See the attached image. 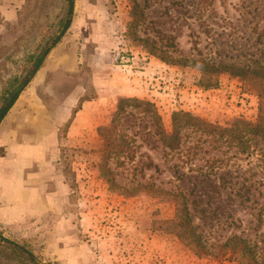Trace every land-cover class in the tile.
I'll use <instances>...</instances> for the list:
<instances>
[{"label":"rangeland","instance_id":"rangeland-1","mask_svg":"<svg viewBox=\"0 0 264 264\" xmlns=\"http://www.w3.org/2000/svg\"><path fill=\"white\" fill-rule=\"evenodd\" d=\"M139 1L148 15L139 34L172 35L176 55L264 64V0ZM64 7L0 0V97ZM129 20V0H75L72 24L50 51L69 63L55 59L35 75L1 122L0 241L25 244L41 264H252L226 242L246 237L264 255V139L241 152L236 142L186 129L171 150L152 113L129 108L119 126L129 155L107 161L118 186L102 176L99 128L122 97L153 101L168 131L180 109L229 125L255 121L262 101L253 82L230 72L199 86L198 67L149 53L129 35ZM119 88L135 94L116 96ZM164 191L187 195L202 246L173 222L176 202ZM6 253L0 246V264H21Z\"/></svg>","mask_w":264,"mask_h":264},{"label":"trees","instance_id":"trees-1","mask_svg":"<svg viewBox=\"0 0 264 264\" xmlns=\"http://www.w3.org/2000/svg\"><path fill=\"white\" fill-rule=\"evenodd\" d=\"M63 1L65 6L64 12L56 23V30L45 36L37 50L28 55V65L25 67V72L22 75L14 76L8 86L3 90L0 97V124L18 100L22 91L42 67L50 51L61 41L70 28L73 21L75 0ZM129 2V35L133 40L143 44L149 53L168 63L198 67L202 71L198 83L199 86L204 88L216 86L218 84V75L221 72L240 75L257 86L262 101L259 107L258 117L255 121L241 118L235 119L229 125L207 121L199 115L180 109L173 112L172 130L168 131L153 101L138 97L120 98L111 123L99 128V133L105 140V155L100 169L102 176L107 180L110 187L115 189L118 183L111 167L108 166V158L124 153L129 155L131 143L119 128L121 120L129 108H141L146 112L152 113V118L157 124V132L160 134L163 144L171 150L180 147L182 135L186 129L200 130L208 135H213L216 140H224L225 138V142H236L241 147V152H246L252 147V140L254 138L260 137L264 139V64L256 63L254 65L242 66L235 63H218L205 56H188L182 52L176 55L174 51H177V47L175 37L172 35L160 33L159 40L161 43H159L160 41L158 39L150 35L141 36L139 34V28L148 20L146 5H142L139 0H129ZM164 192L167 196L175 199L176 202L177 217L173 222L178 223L182 227L183 232L190 237L191 241L202 246V237L193 223L187 195L182 191ZM182 230L179 235L184 239ZM0 246L7 252V256L14 257L18 263L41 264L32 249L25 244L7 237H2ZM226 246H231L233 250L240 248L241 256L247 258L252 264H264V255H260L257 245L252 244L246 237L234 235L227 240Z\"/></svg>","mask_w":264,"mask_h":264},{"label":"crops","instance_id":"crops-1","mask_svg":"<svg viewBox=\"0 0 264 264\" xmlns=\"http://www.w3.org/2000/svg\"><path fill=\"white\" fill-rule=\"evenodd\" d=\"M58 54H59V52L58 51H53V53H50L49 55H48V57L46 58V60H45V62H44V64L42 65V67L39 69V71H38V73L36 74L37 76L34 78V81H36V78L38 77V76H40L42 73H44L45 71H46V69L48 68V65L50 64V62H52V61H55V59L56 60H59V64H62V65H66L67 63H69V61H68V59H66L65 57H59V59L57 58V56H58ZM78 57V56H77ZM78 59V58H77ZM77 59H76V61H77ZM79 60V59H78ZM108 64H104L103 65V69H102V71H105V72H107L108 71ZM115 70H118L117 68H115ZM123 89V88H122ZM127 90V89H126ZM134 95L135 93H128V92H125V91H123V90H121V88H119V89H117V91H115V95L116 96H125V95ZM98 100H100V98L98 99ZM88 101V100H87ZM87 101H85L84 103H86ZM101 101V100H100ZM79 117H80V114H79ZM78 121V120H77ZM76 121V122H77ZM76 122H74L73 123V125H75L76 126Z\"/></svg>","mask_w":264,"mask_h":264}]
</instances>
